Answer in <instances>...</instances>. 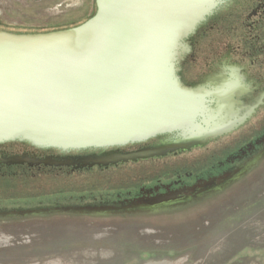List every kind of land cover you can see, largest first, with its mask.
Returning a JSON list of instances; mask_svg holds the SVG:
<instances>
[{
  "label": "water",
  "instance_id": "1",
  "mask_svg": "<svg viewBox=\"0 0 264 264\" xmlns=\"http://www.w3.org/2000/svg\"><path fill=\"white\" fill-rule=\"evenodd\" d=\"M95 4L94 16L73 28L45 34L0 31V144L22 142L66 152L181 136L129 154L36 161L77 171L164 158L226 135L225 128L215 129L214 119L198 122V94L183 87L175 73L180 41L206 14L203 1L172 9L113 0ZM186 22L189 28L183 27Z\"/></svg>",
  "mask_w": 264,
  "mask_h": 264
},
{
  "label": "rangeland",
  "instance_id": "2",
  "mask_svg": "<svg viewBox=\"0 0 264 264\" xmlns=\"http://www.w3.org/2000/svg\"><path fill=\"white\" fill-rule=\"evenodd\" d=\"M95 11V0H0V31L57 32ZM232 138L218 148L219 159ZM211 147L181 160L0 181L1 197H23L18 205L46 209L3 222L0 264H264V157L199 199L152 211L89 214L90 207L132 199L130 193L174 165L192 169L199 158L201 166L212 157Z\"/></svg>",
  "mask_w": 264,
  "mask_h": 264
},
{
  "label": "flooded vegetation",
  "instance_id": "3",
  "mask_svg": "<svg viewBox=\"0 0 264 264\" xmlns=\"http://www.w3.org/2000/svg\"><path fill=\"white\" fill-rule=\"evenodd\" d=\"M202 1L206 14L180 41L174 62L175 73L183 87L198 94L197 100L202 103L198 122L214 119L218 124L215 129L222 131L225 128L226 135L209 141L205 147L176 151L164 158L119 164L109 169L95 167L77 171L67 167H46L36 164V161L78 160L111 152L129 154L161 147L180 140L181 136L173 133L121 148L66 152L35 148L22 142L4 143L0 144V181L24 182L29 177L34 180L41 175L109 171L147 162H167L170 158L181 160L186 155L209 151L213 146L210 151L212 157H207L201 166L199 158V163L190 165L194 167L192 169H188L189 165H174L166 170L167 173L151 179L156 180L155 183L148 181L140 186L138 192L130 193L134 195L132 199L121 201L119 198L117 202L90 207L89 212L100 216L120 215L135 212L130 207L137 205H143L138 211H152L188 199H199L220 190L226 181H231L242 170L261 160L264 157V0ZM190 11L194 14L196 8ZM229 137H233L232 141L228 142L229 146L219 159L218 148L227 145L223 141ZM206 163L210 164L205 166ZM9 200L13 198L0 196V228L7 226L4 221L41 215L46 210L18 205L17 201L23 197L14 199L15 202ZM146 204L158 206H144Z\"/></svg>",
  "mask_w": 264,
  "mask_h": 264
},
{
  "label": "snow or ice",
  "instance_id": "4",
  "mask_svg": "<svg viewBox=\"0 0 264 264\" xmlns=\"http://www.w3.org/2000/svg\"><path fill=\"white\" fill-rule=\"evenodd\" d=\"M113 3L129 6L155 9H172L192 3V0H113ZM191 24L186 22L183 27L189 28Z\"/></svg>",
  "mask_w": 264,
  "mask_h": 264
},
{
  "label": "trees",
  "instance_id": "5",
  "mask_svg": "<svg viewBox=\"0 0 264 264\" xmlns=\"http://www.w3.org/2000/svg\"><path fill=\"white\" fill-rule=\"evenodd\" d=\"M92 17H93V16H92ZM89 19H90V18H89ZM89 19H88V20H89ZM85 22H86V21H85ZM82 24H83V23H82ZM80 25H81V24H80ZM78 26H79V25H78ZM75 27H76V26H75ZM72 28H73V27H72ZM67 29H68V28H67Z\"/></svg>",
  "mask_w": 264,
  "mask_h": 264
}]
</instances>
